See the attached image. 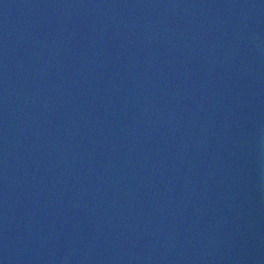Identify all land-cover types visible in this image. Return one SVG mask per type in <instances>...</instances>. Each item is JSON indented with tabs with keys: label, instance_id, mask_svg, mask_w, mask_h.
<instances>
[{
	"label": "water",
	"instance_id": "1",
	"mask_svg": "<svg viewBox=\"0 0 264 264\" xmlns=\"http://www.w3.org/2000/svg\"><path fill=\"white\" fill-rule=\"evenodd\" d=\"M0 264H264V0H0Z\"/></svg>",
	"mask_w": 264,
	"mask_h": 264
}]
</instances>
